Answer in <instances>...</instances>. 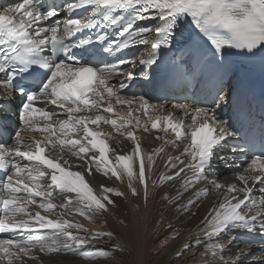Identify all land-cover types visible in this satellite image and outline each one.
Returning <instances> with one entry per match:
<instances>
[{
  "label": "snow or ice",
  "instance_id": "obj_1",
  "mask_svg": "<svg viewBox=\"0 0 264 264\" xmlns=\"http://www.w3.org/2000/svg\"><path fill=\"white\" fill-rule=\"evenodd\" d=\"M233 58L264 67V0H15L0 8V110L13 107L19 124L0 142V233L9 234L0 238V264L68 255L125 264L123 244L96 247L116 241L114 230L65 215L107 228L119 198L147 208L157 197L170 213L195 215L210 193L216 201L178 258L192 252L200 264H264V248L254 255L251 246L236 247L231 255L235 233L264 237V118L258 134L254 125L243 131ZM166 64L167 87L190 90L191 104L169 108L131 92ZM226 107L235 109L228 119ZM149 126L165 135L145 150L136 132ZM113 131L132 142L129 153L110 145ZM72 157L83 171L72 170ZM217 164L237 182H221ZM94 173L123 190L103 183L94 190L86 179ZM166 227L173 239L180 235L171 222Z\"/></svg>",
  "mask_w": 264,
  "mask_h": 264
},
{
  "label": "bare ground",
  "instance_id": "obj_2",
  "mask_svg": "<svg viewBox=\"0 0 264 264\" xmlns=\"http://www.w3.org/2000/svg\"><path fill=\"white\" fill-rule=\"evenodd\" d=\"M120 110L121 109L117 108V111ZM123 111L126 112L127 109H124ZM225 111L226 109L224 108L223 112L225 113ZM180 115H181L180 113H176L177 117H179ZM3 118L6 119L8 117L4 115ZM223 118L227 119L225 115ZM143 119L145 118L141 116L142 121ZM101 127L103 128L104 131H112L110 126L108 125H101ZM29 135H31V133ZM136 135L140 137L143 149L151 150L155 147L160 146V144L162 143L161 140H157L155 137L157 135L163 137L165 134L162 131L157 132L150 129L149 133H144L142 130H140L136 132ZM37 138H39L38 134H37ZM169 138L170 139L173 138L170 131H169ZM109 143L113 148L116 149L117 152L121 154L129 153L132 148L131 141H129L124 136H120L118 133H115L114 131L112 132V137L109 140ZM166 151H172V149L167 148ZM51 154L55 155V153H51ZM109 156H111V152L109 153ZM70 163L73 164L72 170H79V171L84 170L83 167L80 168L75 167L77 163H81L77 161L76 158L74 157L70 158ZM156 164L159 165L158 171L164 170L162 161L159 157H157L156 159ZM216 167L218 169L219 179L221 180V182H224L226 184L237 182L235 180L234 175L233 176L222 175V172H233L229 167L223 164H217ZM86 179L89 180L93 189L97 191L99 190V185L101 183L112 187L119 186L123 190V186H120L118 182L113 183V180L107 179L100 173H94L93 176L86 177ZM200 187H203V184H201ZM257 193H258V189H257ZM216 198H217L216 193H210L208 196L202 198V200L198 203L197 207H194L192 209V213H194L195 215L190 214L185 216L175 213L171 214L170 216L171 221L176 222L174 224V227L176 229H181L182 234L177 239H175V241L172 242L170 246L165 248V251L162 253L161 258L158 261H156V264H179V260L176 259L178 257L177 253L179 251H183L182 245L184 243L194 241V239L199 233V228L201 227L200 221L202 217L204 216L205 212L210 209V206L213 203H215ZM127 202H128V206L125 205V201L122 198H119L117 200L119 207L114 209L113 213L108 217L107 228H102L100 224L96 225L94 223H92L93 225L88 226L86 224L88 220L78 215L70 216L66 214L64 218L72 220L73 222L83 223L87 228L93 230H114L118 234L117 240L114 242L115 243L119 242L128 248V252L131 256L132 264H150L151 250L153 248L151 239L160 232V230L156 229V224L157 221L161 218L163 212H166L168 208H166L164 204L161 203L158 197L154 201L150 202L147 208H144L142 203L140 207H137L139 201H137L134 198H130L129 200H127ZM127 210L128 213H126ZM120 213H124V214L121 216ZM42 214L47 215V213H43V212ZM120 220H124V225H121L119 223ZM125 225L127 227H125ZM8 235H9L8 233H0V238H7ZM234 235L236 239L232 246L233 248V251L231 252L232 256L233 253H235L234 249L236 247L247 248L251 246L255 250L253 253L254 255H259L260 254L259 250L261 248H264V237L260 236L259 234L238 232L235 233ZM248 241L251 242L250 245L248 243H245ZM227 255L228 253H226V256ZM49 264H88V262L84 261L83 258L81 257L68 255V256L53 257L51 260H49ZM187 264H200V258L198 257L195 260L193 259L188 260Z\"/></svg>",
  "mask_w": 264,
  "mask_h": 264
},
{
  "label": "rangeland",
  "instance_id": "obj_3",
  "mask_svg": "<svg viewBox=\"0 0 264 264\" xmlns=\"http://www.w3.org/2000/svg\"><path fill=\"white\" fill-rule=\"evenodd\" d=\"M125 205L128 206V202L127 201H125ZM126 213H128V210L126 211ZM120 214L122 216L124 213H120ZM171 214L172 213H170V210L167 209L166 212H163V214L161 216L163 218L164 223L163 224L158 223V221H160L161 218L157 221L156 229L160 230V232L151 239V242L153 244V248L151 250V263L150 264H156V261H158L161 258V255L165 251V248L170 246L171 243L174 242L175 239H177L182 234L181 229H177L180 232V235L176 236L174 239L172 238L171 230L166 227L167 222L171 221V219H170ZM152 223H150V224H152ZM171 223L174 225L176 222H174V221L172 222L171 221ZM86 224L88 226L89 225H93L89 221H87ZM96 225H98V224H96ZM109 243H115V242L114 241L113 242H109L107 239H105V240H102V241L98 242L96 247L107 248L109 246ZM235 254L236 253H233V256H235ZM192 255H193L192 252H186V253H184L183 258H178L177 257L176 259L179 260V264H181V263L182 264H187L188 260H191L190 257ZM119 258L121 260L125 261V264H132L131 256H130L129 252L120 253L119 254Z\"/></svg>",
  "mask_w": 264,
  "mask_h": 264
}]
</instances>
